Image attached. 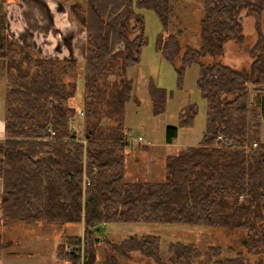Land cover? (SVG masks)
Segmentation results:
<instances>
[{"label": "trees", "instance_id": "obj_1", "mask_svg": "<svg viewBox=\"0 0 264 264\" xmlns=\"http://www.w3.org/2000/svg\"><path fill=\"white\" fill-rule=\"evenodd\" d=\"M8 1L17 0H0V62L7 86L2 220L81 226L82 234L59 237L54 264H118L131 253L151 264H251L239 253L221 260L220 246L200 250L178 242L169 244L163 260L161 239L150 235L119 243L102 239L116 255L98 259L95 230L113 224L239 229L246 254H264V37L251 49L247 70L215 60L236 38L241 13H260L264 0H182L201 13L189 32L175 6L179 0H53L85 32L78 107L77 60L44 59L19 46L8 33ZM141 11L154 13L160 23L155 52L173 68L178 88L185 70L198 66L197 90L206 103L199 143L166 155L163 181L154 183L126 178L124 113L133 93L126 72L140 63L147 44ZM205 58L212 60L203 64ZM147 93L152 116L162 114L167 92L149 79ZM196 115V106H187L178 127L191 129ZM76 117L79 132L72 126ZM177 130L165 129V143L176 139ZM4 248L0 243V258ZM252 264L264 263L260 258Z\"/></svg>", "mask_w": 264, "mask_h": 264}, {"label": "rangeland", "instance_id": "obj_2", "mask_svg": "<svg viewBox=\"0 0 264 264\" xmlns=\"http://www.w3.org/2000/svg\"><path fill=\"white\" fill-rule=\"evenodd\" d=\"M25 0H20L24 4ZM80 1V0H72ZM19 2V0H17ZM56 2V1H55ZM264 4V1L262 2ZM181 16L183 25L187 26L188 32L194 31L200 19L198 5L186 3L179 0L175 5ZM6 14L19 19H25L29 12L27 7L19 5H5ZM260 13H249L247 10L241 13L239 26L236 32V38L227 42L223 47V54L215 60L221 64L232 67L236 70H247L251 58L250 51L258 41L259 37H264V5ZM37 16L54 19L53 23L47 22V31L50 27L57 28V37L63 34L60 44V52H46L44 59H76L78 64L75 72L78 74V90L75 99V105L78 107L82 93V61L84 50L86 48L85 32L79 26L67 19V9L58 3L49 5L46 11H37ZM66 13V16H65ZM145 22V37L147 44L141 50L140 63L127 69V78L133 82V93L131 100L125 106V130L128 137V143L132 144L134 139L141 137L150 144V150L147 153L139 150L137 142L130 146L129 155L126 158V178L129 181L156 180L163 181L159 173L161 166L158 165L160 158L165 153H174L187 146H195L201 139V132L204 129L206 118V103L201 99L197 90V79L199 69L197 65H192L185 70L181 87L178 88L177 78L173 68L164 60L160 59L155 52L156 36L160 33L161 27L154 13L141 11ZM29 16V15H28ZM49 18V19H48ZM52 31L54 29H51ZM52 35L50 33L49 37ZM26 36V34L24 35ZM23 36V37H24ZM132 39V36H130ZM27 39V36H26ZM184 50V49H182ZM212 59L205 58L203 64H208ZM2 63L0 62V71L2 73ZM151 79L160 88L167 93L165 110L162 114L153 117L151 103L147 93V83ZM3 103V93H0V103ZM189 105L197 108V115L194 120V126L191 129H181L178 127L180 112ZM79 118H74L72 126L79 125ZM167 127H177V137L173 141L174 147H161L164 143L165 129ZM79 132V128L75 129ZM142 142V141H141ZM141 144V143H140ZM166 155V154H165ZM164 174V173H163ZM227 212V210H226ZM0 211V243L5 244V258L26 257L27 264H54L53 251L63 234L79 235L82 232L81 226H67L60 224H42V223H24L23 221L2 220ZM65 232V233H64ZM99 243L96 246L98 259L110 255H116L109 246H105L102 239L119 243L133 235H150L161 239V257L166 258V252L169 244H195L200 250H205L209 246H220L223 254L220 257L233 258L238 253L242 254L250 263L262 258L264 263V254L259 255L246 254V250L241 243L245 237V232L239 229L225 228H204V227H186L177 225H146V224H113L99 225L95 230ZM8 246V247H7ZM233 248L234 253L226 252L228 248ZM25 253V254H20ZM14 253L16 255L7 257L6 254ZM17 256V257H15ZM31 258V259H30ZM118 264H151V261L141 256L139 253H131L130 257L118 258Z\"/></svg>", "mask_w": 264, "mask_h": 264}, {"label": "crops", "instance_id": "obj_3", "mask_svg": "<svg viewBox=\"0 0 264 264\" xmlns=\"http://www.w3.org/2000/svg\"><path fill=\"white\" fill-rule=\"evenodd\" d=\"M57 4V2L53 1V0H25L24 4H22V2H17V1H8L5 5H7V7H9V5H19V7H27V10L29 11L25 16V19H22V17H20L19 19H17V16H14V13H12V17H10V15H7V28H8V33L11 36V38L21 47L23 48H30L32 49L38 56L40 57H44L45 53L49 52V51H54L55 53H59L60 52V44L61 43V38L63 36L62 33L59 34V36L57 37V28L54 27H50L49 30L47 31V22L53 23L54 19H49V21L47 20V18H44L43 16L47 15H43V16H37V11H46V9L49 7V5H54ZM66 16V13H65ZM69 22V21H68ZM51 29H54L53 31ZM50 33H52V35L49 37ZM26 34V36H24ZM24 36V37H23ZM160 57V56H159ZM161 59V58H160ZM6 82L2 77V73L0 71V93H3V103H0V142H2L4 140V133H3V108H4V94L6 91ZM203 133V131L201 132V134ZM141 138V137H140ZM174 141V140H173ZM200 141V140H199ZM150 144L148 141H144V139H142L141 144L138 145L139 150L143 151L142 147H148V149L150 148ZM173 142L171 144H167L165 143V137H164V143L160 144L161 147H174ZM190 146L189 144L185 147ZM150 150V149H149ZM144 153H147L146 151H143ZM166 155L170 154V153H165ZM162 155V157L160 158V160H158L157 162L159 166H161V170L159 171L158 174L161 175L162 179L164 178V163H165V157L166 155ZM143 182H156V180H146ZM2 193V184L0 181V196ZM82 228V227H81ZM82 234V232H81ZM137 236V235H136ZM20 254H25L24 252ZM16 254L14 253H9L7 257H12ZM17 257V256H15ZM31 259V258H30ZM27 259L26 257H24L23 259L20 258H0V264H27L28 262H26Z\"/></svg>", "mask_w": 264, "mask_h": 264}, {"label": "built area", "instance_id": "obj_4", "mask_svg": "<svg viewBox=\"0 0 264 264\" xmlns=\"http://www.w3.org/2000/svg\"><path fill=\"white\" fill-rule=\"evenodd\" d=\"M80 116H82V113H80ZM73 121H74V120H73ZM73 129H76V126H73ZM49 132H50L51 134H53L51 130H49ZM141 141H142V138L138 137L137 139H134L133 142H134V143L137 142V143H135V144H140ZM133 142H132V144L129 143V145H130V146L133 145ZM263 143H264V141H263ZM257 148H258V144L254 143V144L252 145V149H257Z\"/></svg>", "mask_w": 264, "mask_h": 264}]
</instances>
